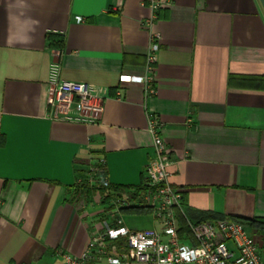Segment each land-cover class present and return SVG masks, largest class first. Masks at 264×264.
Segmentation results:
<instances>
[{"label": "crops", "instance_id": "obj_1", "mask_svg": "<svg viewBox=\"0 0 264 264\" xmlns=\"http://www.w3.org/2000/svg\"><path fill=\"white\" fill-rule=\"evenodd\" d=\"M159 1L149 30V0H0V264L80 254L112 203L90 166L105 161L110 187H139L153 156L150 114L191 223L264 220V8ZM150 31L160 42L146 97L118 79L144 74ZM47 35L62 38L58 50ZM63 80L102 99L98 121L48 117L47 85ZM120 217L133 231L159 227L152 213Z\"/></svg>", "mask_w": 264, "mask_h": 264}, {"label": "built area", "instance_id": "obj_2", "mask_svg": "<svg viewBox=\"0 0 264 264\" xmlns=\"http://www.w3.org/2000/svg\"><path fill=\"white\" fill-rule=\"evenodd\" d=\"M159 0H149L150 28L160 8ZM150 30V29H149ZM160 38L150 31L144 74L121 75L119 84L141 85L144 95L155 93L154 72ZM45 106L48 117L66 120L74 111L96 122L103 113L102 99L83 83L55 81L47 85ZM161 120L148 115L153 156L143 169L144 190L108 191L111 208L100 227H94L85 249L78 255L58 250V264H264V236L251 232L233 220L191 223L184 215L180 191L171 186V161L161 135ZM100 159L90 166L89 179L97 187L108 185ZM141 205L152 210L158 228L133 231L127 228L120 208ZM183 217L188 232H181L176 213Z\"/></svg>", "mask_w": 264, "mask_h": 264}, {"label": "trees", "instance_id": "obj_3", "mask_svg": "<svg viewBox=\"0 0 264 264\" xmlns=\"http://www.w3.org/2000/svg\"><path fill=\"white\" fill-rule=\"evenodd\" d=\"M47 43L50 45V47L53 48V50H58L61 43H62V38L59 36H53V35H47L46 37ZM100 194H107L108 191H120L121 189L117 187H110L109 185L105 187H99L98 188ZM144 190V183H142L139 187L135 189L137 192H141ZM107 199V198H106ZM121 213H132V214H139V215H149L152 213V210L150 208H145L141 205L137 206H128V207H123L120 209ZM178 222L181 226V232H188V229L186 227L185 221L183 217L180 215L179 212L176 213ZM235 222H238L246 227H249L253 231H261L264 230V220H259V219H253V220H242V219H232Z\"/></svg>", "mask_w": 264, "mask_h": 264}, {"label": "water", "instance_id": "obj_4", "mask_svg": "<svg viewBox=\"0 0 264 264\" xmlns=\"http://www.w3.org/2000/svg\"><path fill=\"white\" fill-rule=\"evenodd\" d=\"M260 2H261L262 6L264 8V0H260Z\"/></svg>", "mask_w": 264, "mask_h": 264}]
</instances>
